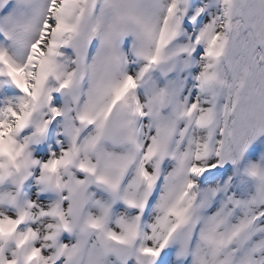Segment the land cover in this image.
<instances>
[{"label":"snow or ice","instance_id":"obj_1","mask_svg":"<svg viewBox=\"0 0 264 264\" xmlns=\"http://www.w3.org/2000/svg\"><path fill=\"white\" fill-rule=\"evenodd\" d=\"M0 264H264V0H0Z\"/></svg>","mask_w":264,"mask_h":264}]
</instances>
